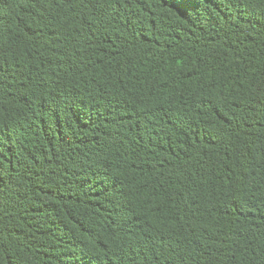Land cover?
<instances>
[{
	"label": "trees",
	"instance_id": "trees-1",
	"mask_svg": "<svg viewBox=\"0 0 264 264\" xmlns=\"http://www.w3.org/2000/svg\"><path fill=\"white\" fill-rule=\"evenodd\" d=\"M0 264H264V0H0Z\"/></svg>",
	"mask_w": 264,
	"mask_h": 264
}]
</instances>
